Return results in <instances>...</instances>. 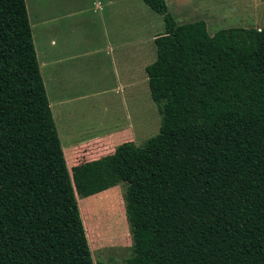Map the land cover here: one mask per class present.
Instances as JSON below:
<instances>
[{
  "label": "trees",
  "instance_id": "16d2710c",
  "mask_svg": "<svg viewBox=\"0 0 264 264\" xmlns=\"http://www.w3.org/2000/svg\"><path fill=\"white\" fill-rule=\"evenodd\" d=\"M146 66L160 131L69 167L26 0H0V264H95L78 195L127 184L128 264H264V28L179 23Z\"/></svg>",
  "mask_w": 264,
  "mask_h": 264
},
{
  "label": "crops",
  "instance_id": "0c3cea01",
  "mask_svg": "<svg viewBox=\"0 0 264 264\" xmlns=\"http://www.w3.org/2000/svg\"><path fill=\"white\" fill-rule=\"evenodd\" d=\"M137 5L136 13L143 24L133 37V0H33L34 42L56 124L65 119V107L76 100L101 99L104 105L107 94L118 98L129 94L133 87V59L136 61L140 52L147 51L146 46L136 47L154 41L165 31L142 39L145 24L153 26L156 21L151 12L154 10L146 3ZM62 105L65 106L61 108ZM95 132L79 135L64 148L65 155L70 150L68 165L81 158L111 153L119 145L116 134L125 135L122 142L133 139V120L128 127L113 126L102 133Z\"/></svg>",
  "mask_w": 264,
  "mask_h": 264
},
{
  "label": "rangeland",
  "instance_id": "374dc122",
  "mask_svg": "<svg viewBox=\"0 0 264 264\" xmlns=\"http://www.w3.org/2000/svg\"><path fill=\"white\" fill-rule=\"evenodd\" d=\"M28 1L33 25V0ZM138 3L145 5L144 0H133V37L135 31L140 29L139 26L142 23L140 21L143 20L136 13ZM168 8L179 23L204 19L210 34L222 28H264V0H168ZM151 12L156 23L153 26L145 24L140 35L142 39L147 38L151 33L165 30L163 15L156 11ZM34 31L36 33L35 28ZM96 43L98 42L90 46ZM145 46L147 51L145 49L140 52L136 61L133 59V87L130 88L128 95L118 98L107 94L104 105L101 99L76 100L65 107L64 120H60L57 116L59 119L57 128L63 148L75 142L79 135L93 131L102 133L104 128H113V126L128 127L132 120L133 137L138 145L144 144L160 131L162 115L158 104L152 98L148 75L144 68L146 64L156 59V45L154 41L148 40L138 44L136 48ZM64 106L62 105L61 108ZM84 109H87L86 114L83 113ZM54 111L58 114V106L54 107ZM124 136L123 133L116 134L114 136L116 143L120 144ZM69 157L70 150H67V160ZM69 167H71L70 164ZM126 190L127 184L121 182L88 197L78 195L81 215L95 264H128L132 256L134 239L126 212Z\"/></svg>",
  "mask_w": 264,
  "mask_h": 264
}]
</instances>
